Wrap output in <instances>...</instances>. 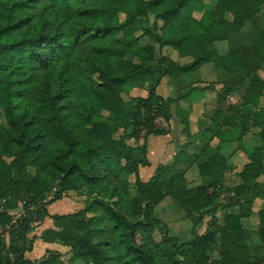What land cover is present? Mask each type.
<instances>
[{
    "label": "trees",
    "instance_id": "obj_1",
    "mask_svg": "<svg viewBox=\"0 0 264 264\" xmlns=\"http://www.w3.org/2000/svg\"><path fill=\"white\" fill-rule=\"evenodd\" d=\"M205 5L204 0H0V113L6 124L0 127V155L10 158L9 163L0 160V198L5 208L27 199L23 206L28 208L51 186L56 191L48 204L84 191L108 224V236L94 242L97 219L87 214L90 207L51 215L54 227L40 238L68 247L71 256L31 260L25 252L35 237L27 248V233L49 216L40 206L12 227L11 239L22 243L0 254V264H264V207L256 212V242L241 224L253 214L252 199L264 197L256 181L264 174V108L258 106L264 95L259 75L264 0H215L208 10ZM257 18L263 28L256 43L218 53L216 42ZM145 37L153 43L139 45ZM164 48L192 61L180 65ZM206 63L217 70L219 93L247 86L238 104L213 111L211 124L199 131L194 160L203 182L190 185L175 161L141 180L139 168L150 164V135L170 133L174 115L189 133L178 97H164L156 87L166 77ZM233 73L237 81L230 79ZM133 88L147 93L132 97L129 109L121 94ZM207 88L214 89L212 84ZM250 126L260 127L259 144L235 182L226 185L227 160L209 141L240 142ZM140 140L142 146L129 144ZM28 167L33 175L27 174ZM219 191L228 194L223 203H218ZM166 196L194 217V225L211 215L214 228L193 229L187 242L170 235L154 213ZM219 206L234 211L224 215L221 225L214 217Z\"/></svg>",
    "mask_w": 264,
    "mask_h": 264
},
{
    "label": "crops",
    "instance_id": "obj_2",
    "mask_svg": "<svg viewBox=\"0 0 264 264\" xmlns=\"http://www.w3.org/2000/svg\"><path fill=\"white\" fill-rule=\"evenodd\" d=\"M262 28H263V24L261 20L259 18L254 19L250 22L245 23L242 29L238 33L231 34L227 39L222 40L224 42L222 43V45H218V47H216L217 46L216 44L221 41L216 42L215 47L216 49L218 48L217 51L221 49L222 51L221 54H224L227 52L229 48H236L239 46L249 45L250 43H256V41L259 39L260 30ZM183 58H189V56L181 57V59ZM207 64H210L208 65L209 66L208 68H210L208 73L200 75L201 72L203 71V68ZM261 69L262 70L259 71V75L264 78V62L261 64ZM204 75H206V77L209 78V81L213 85L214 89H208L207 86L204 87V85L195 86V87L192 85L191 89L190 86L188 89L184 88L183 93H181L178 96L177 105L178 108L182 112H184L187 117L189 133L183 131L184 126L180 122L179 118L176 116V122L173 120L172 130L174 125L179 123L180 136L179 139H175L174 142L175 149L171 153L170 159L163 162L158 161L155 166H153L152 163V156H154L155 159H161L164 156L167 148L164 146L163 142L159 144L161 146H156V144L151 145L146 140L147 154H148L147 156L149 157L148 160L150 164L144 167H151V168L149 173H145L143 175L144 179L141 180L147 181L152 175H154L155 170L159 165L173 164V162L175 161L176 167L184 172V177L188 183H193L194 185H197L203 182L204 179L199 175L198 172L197 161L194 160L195 154H198V151L200 149L199 131L203 130L206 126L211 124V116L213 111H215L216 109H221L222 111L226 112L229 105L238 104L241 101V97L245 91V87L247 86V82H245L243 86H241L236 91L230 94L219 93L220 88L222 87V83H220V81L218 80L219 78H218L217 70L215 69L212 63H206L201 67H199L197 70L178 76L177 81L180 83V86L185 87L187 85V81L189 82L190 80H195V77L199 78V76H204ZM230 79L232 81H237L238 75L236 73H233L230 75ZM162 96L168 97L165 95ZM258 106L259 108H264V95L260 98ZM172 130L170 133L161 136L163 137L171 136ZM259 131H260L259 126H250L248 132L242 136V140L240 142L232 141V142L218 144L219 141L218 138L216 137L212 138V140L209 141L210 148L212 149L219 148L220 153L227 160V164L229 168L226 170L224 174V180H225L224 182L226 185L230 186L233 182H235L236 174L243 168L245 164L248 163L249 161L248 154L253 150V147L259 144V139H258ZM263 153H264V149H263ZM176 154H179V156L177 157L178 160H176ZM142 168L143 167L139 168L140 172ZM256 181L258 183L259 188L264 192V174H261L256 179ZM227 195L228 194L226 192L219 191L218 203H223L224 198H226ZM166 200H169L170 207H172L171 209L176 212L179 218L181 219L194 218V217H188L186 215V212L183 209L179 208L169 196H166L160 204L164 203ZM252 202H253L252 203L253 214L250 215L249 217L242 218L241 224L244 230L251 233L253 242H256L257 238L255 236V230L257 229V222H258L256 212L264 207V197L255 196L252 199ZM51 205L52 203L47 206V211L49 216H46L44 218L43 224L41 225V226L45 225L44 228H52V219L50 218L51 215L65 214L63 212L68 211V209H70L69 207H62L58 210L59 213H54L49 211ZM231 212L234 211L223 209L219 206L214 213L216 224L221 225L224 215ZM211 219H212L211 215H205L203 217V220L198 225L204 223L205 227L200 230L198 229L199 233L205 232L206 230L210 229V227L214 228L213 226H211V221H212ZM37 235L40 236V234ZM36 241H38V243L40 241L42 242L40 245H38L41 246V249L39 250L36 256L30 258L28 257V254L33 252V248L36 245L35 244ZM48 248H51V245L49 243L43 242L40 238L37 237L33 242L32 250H30V252H26L25 257L31 260H38L41 256L45 254V250Z\"/></svg>",
    "mask_w": 264,
    "mask_h": 264
},
{
    "label": "rangeland",
    "instance_id": "obj_3",
    "mask_svg": "<svg viewBox=\"0 0 264 264\" xmlns=\"http://www.w3.org/2000/svg\"><path fill=\"white\" fill-rule=\"evenodd\" d=\"M205 1V10H208L209 8H212L213 6H215V0H204ZM194 15L196 17H200L201 13H194ZM124 13L120 14V20L123 21L124 20ZM147 43H153L150 39L148 38H141L139 39V45L143 46L146 45ZM222 43H224L223 41L218 42L216 45V47H218V45H222ZM218 49V48H217ZM220 49V48H219ZM219 54L222 53L221 49L218 50ZM163 53L167 54L171 59L175 60L176 62H178V64L180 65H187L192 61V58H183L181 59V57L177 56V53L175 50H172L170 48H164L163 49ZM132 60L137 61V59L135 58V56L133 55H129ZM180 61V62H179ZM210 64L205 65V67L203 68V71L201 72L200 75L203 74H207L209 69L208 68ZM211 82L209 81V78L206 77V75L204 76H199V78L195 77V80H190L189 82L187 81V85L185 87L180 86V83L177 81V77L176 78H169L166 77L162 80V82L156 87V91L158 94L161 95H165L168 97H178L181 93H183V89L184 88H192L191 86L193 85L195 86H200V85H204V87L210 85ZM146 90L145 89H141V88H133L132 90H130L129 92H123L121 94L123 100L128 104V108H131V102H132V97L134 96H145L146 95ZM106 113L104 112V115ZM173 120L176 122V116L174 115ZM0 127H6L5 124V119L4 117L1 115L0 113ZM180 125L179 123L174 125L173 130H172V134L171 136H167V137H163V136H154V135H150L147 139V141L151 144V145H155L156 146H161L159 144H161L162 142L164 143V146L167 148L164 156L161 159H155L154 156H152V163L153 166H155L157 164L158 161H166L168 159H170V155L171 153L174 151V142L175 139H179L180 136ZM130 145H132L133 147L135 146H142L143 141L140 140L138 142H130ZM148 154H146L147 156ZM156 156V155H155ZM147 159H149V157L147 156ZM173 159V156H172ZM0 160L6 163H9L10 158L8 156H4V155H0ZM151 167H143L141 169H139L140 174V179H144V174L145 173H149ZM35 173L34 169L32 167H28L27 168V174L28 175H33ZM28 175L26 176L27 178ZM128 180L130 183H133L134 181V176L131 174L128 177ZM190 185H194L193 183H189ZM129 190L132 194H135L134 192V188L132 186V184L129 186ZM56 191L55 186H51V188L44 194L43 199L38 200L35 204L30 205L28 208H25L23 206V203L25 201H27V199L21 200L20 202H18L15 207L12 208H7L8 211H11L12 213V217L15 218V222L12 224L13 228L16 225V222L21 219L22 217L28 215V213L34 212L35 210L38 209V207L42 206L44 208H46L47 210V206L49 205L48 202L54 197V192ZM86 192H81L80 194L74 193V192H68L67 194L63 195L62 198L65 199H61L58 201H55L54 203H52V205L49 208L50 212H54V213H59L58 210L62 207H69L70 209H68V211H65L63 213H72V212H76L81 208L84 207H90L87 211V214L89 216H95L96 217V226L93 227V241L95 242L98 236H108L107 235V228H108V224L106 223V221L103 218L102 215V211L100 209H98L95 205L92 204L91 198L87 197L86 200ZM0 207H1V203H0ZM172 207H170V203L169 200H166L164 203L158 205L155 207L154 213L155 215L161 220L163 221L169 230L170 235L177 237L178 240L182 241V242H187L190 241L193 237V229L196 230L199 233L200 229H203L205 227V224H201V225H194V219L192 218H179L178 215L176 214L175 211H173L171 209ZM2 211V210H0ZM1 213H6L7 211L6 209L4 210V212H0V220L1 222L4 221L6 222V219L2 218ZM44 221V220H43ZM43 221L40 225L32 227V229L27 233V240H26V247L28 248L29 246V242L31 238H40L43 231L47 228H44V226H41L43 224ZM3 223V222H2ZM4 225L0 227V242L2 243L3 249L5 250L6 248H8L10 245L12 244H20L22 242H17V241H13L11 239V229H13L12 227L10 228V224L9 223H3ZM43 227V229H42ZM54 227L53 225V219H52V228ZM62 228H58V231H60ZM199 229V230H198ZM37 234H40V236H38ZM34 238V240H35ZM153 238L155 242H159L160 241V235L158 233V231L154 230L153 231ZM41 239V238H40ZM33 240V242H34ZM42 242L40 241L38 243V241L35 242V247L33 248V252L28 254V257L32 258L33 256H36L39 252V250L41 249L40 245ZM51 245V248H48L45 250V254L43 256H41L37 261L42 260L44 258H46L48 255L52 254H58L60 255V258L63 261H66L70 258L71 254L69 251V248L66 246H63L61 243L58 242H54V243H49ZM33 247V243L31 245V249L32 250ZM1 248V246H0ZM30 250L26 251V252H30ZM25 252V254H26ZM216 253H213V256H215Z\"/></svg>",
    "mask_w": 264,
    "mask_h": 264
},
{
    "label": "built area",
    "instance_id": "obj_4",
    "mask_svg": "<svg viewBox=\"0 0 264 264\" xmlns=\"http://www.w3.org/2000/svg\"><path fill=\"white\" fill-rule=\"evenodd\" d=\"M5 201H6L5 198H0V203H1L0 210H2L0 212H4L5 209L7 211V214L6 213H1L2 218L7 220L6 222H4V221H2V222L3 223H9L10 224V228H11V227H13L12 224L15 222V218L12 217L11 211H8V209L5 208ZM2 222L0 220V227L4 225ZM0 246H1L0 254H5L6 251H7V248L4 250L1 242H0ZM8 254H9V256H12L11 253H8Z\"/></svg>",
    "mask_w": 264,
    "mask_h": 264
}]
</instances>
